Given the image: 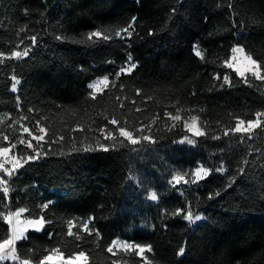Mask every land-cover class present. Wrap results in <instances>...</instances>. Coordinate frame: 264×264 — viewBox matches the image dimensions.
Segmentation results:
<instances>
[{"label":"trees","instance_id":"1","mask_svg":"<svg viewBox=\"0 0 264 264\" xmlns=\"http://www.w3.org/2000/svg\"><path fill=\"white\" fill-rule=\"evenodd\" d=\"M235 46L264 66V0H0V147L40 153L0 172V242L24 209L45 219L16 245L32 264L81 251L87 264H143L109 252L115 240L150 248L148 264H264V115L251 136L233 132L264 113V79L227 67ZM98 78L109 84L93 95ZM173 116L198 120L194 148ZM25 127L45 137L33 149ZM120 127L153 142L130 145ZM199 166L209 174L192 182Z\"/></svg>","mask_w":264,"mask_h":264},{"label":"snow or ice","instance_id":"2","mask_svg":"<svg viewBox=\"0 0 264 264\" xmlns=\"http://www.w3.org/2000/svg\"><path fill=\"white\" fill-rule=\"evenodd\" d=\"M132 27L131 24H129L128 28H125V29H122V31L124 32H127L130 28ZM101 32L99 31H95V32H92L90 34V36L88 37V39H91L92 37H101ZM116 35H120V32H117ZM61 37H57V39H60ZM105 39H107L108 37H104ZM35 39V38H33ZM239 51H243L242 49H239V48H234L233 49V52H239ZM27 53H25L26 55ZM196 55L197 56H200L201 53L199 51L196 52ZM13 56L14 57H20L21 56V53L20 52H14L13 53ZM247 64H248V70L251 72L252 76H254L257 80H261V79H264V76H262L261 74V68L264 67L260 64H258L254 59H252L251 57H247ZM228 67H232V64L231 63H228L227 65ZM135 65H132L131 68H128V69H121V71H131L132 68H134ZM237 73L239 75H243V72L240 71L239 68L236 69ZM225 82H227V78H225ZM17 84L19 83V81L16 82ZM101 83H103V81H101ZM90 87H94L93 85H90ZM13 91H16V85L14 84L13 85ZM262 115H264V113H260V112H257L256 113V116H257V119L256 120H249L247 122V124H245L244 121H239L235 128L233 129V131L235 133H249L251 132L253 129L255 128H259L260 127V124H261V121L259 119V117H261ZM171 119H174V120H180V116H173L171 117ZM196 117L193 116L192 117V124L190 126H187L188 128V131L191 132L194 136H202L204 135V133L200 132L199 129L197 128L196 126ZM109 123L113 126L119 124V121L117 119H111L109 121ZM37 127H39V132L40 133H45V128L42 127V126H39L37 125ZM119 131V136L120 137H123L130 145H137L141 142V139L144 140V141H148V142H153L152 141V138L147 136V135H144L140 138H137L133 135V133L129 130H126L124 127H120L118 129ZM140 131H143V129H140ZM24 132L25 133H28L31 138L33 140H35L37 142V146L40 144V142H42L45 137L43 135H35L33 134L29 128L25 127L24 128ZM225 136L228 135V132H225L224 133ZM5 139H7V137H5ZM105 139L106 140H115V137L112 135L111 132L107 133V135H105ZM212 139H219L218 136H213ZM21 143H24L23 140H21ZM189 143H191V141H189ZM28 148L31 149L33 148V145L31 143H28ZM13 147H15V145H13ZM94 149L91 148L90 146L89 147H84L83 148V151L85 153L87 152H90V151H93ZM99 150H102L104 152H108L109 151V148L103 144H101L99 146ZM9 151L10 149L8 147H0V157H4L5 158V161L7 162V160L9 159ZM40 157V153L37 151L35 156H32V155H29L27 157V160L25 161V163H27L28 161H31V160H35V159H38ZM12 160V163H13V166L14 168H17V167H21L22 165L20 164V161L15 159V158H11ZM0 167H3V165H0ZM204 171L203 169L200 170V172ZM200 172H197L196 175L199 176L200 175ZM0 183H3V181H0ZM5 192V195H7V192L8 190L5 189L4 190ZM150 199L152 200H155L156 199V196L155 194L151 195L150 196ZM44 207H47V205H45ZM24 209H21L20 212H23ZM20 212H17L16 215L19 216L20 215ZM184 219L188 220L190 223H195L196 221H199L201 220V216L199 215H195L193 216L191 213H189L188 215H185L183 217ZM9 220H11V217L9 216L8 217ZM25 223L27 225H31L33 226V228L35 229V231L39 232L41 229L44 228V225H45V219L44 218H41V219H30V220H27L25 221ZM85 228H87V225H85ZM25 231H27V229H25ZM69 235H72V232H71V229L69 230ZM27 237H25L24 235H22L21 233L19 232H16L14 233L11 238L9 239H5L3 240V242H0V259H8L9 257H11L12 259H17L16 255H15V248H14V245H15V242L16 240L18 239H26ZM115 241H113V245H115ZM123 247L125 249H129L131 250L132 248H136L138 250V254H144L145 252H148V251H151L150 248L148 247H144V246H140V245H130V244H125L123 245ZM109 252H113V249L110 247L108 249ZM185 253V249L184 248H180L179 249V252L177 253V255H180L182 256L183 254ZM115 255V253H113ZM45 259H51V257H46ZM87 262V257L85 256L84 252H79L78 256L75 258L74 261H70V264H86ZM21 264H29V261L28 259H24ZM41 264H44V262L42 261ZM114 264H117V262H114ZM145 264H148V261L145 260Z\"/></svg>","mask_w":264,"mask_h":264},{"label":"rangeland","instance_id":"3","mask_svg":"<svg viewBox=\"0 0 264 264\" xmlns=\"http://www.w3.org/2000/svg\"><path fill=\"white\" fill-rule=\"evenodd\" d=\"M234 48L242 49L241 47H238V46H235ZM233 49H232L231 59L228 62V63L232 64V67H228V66L227 67L231 68L236 73H237L236 69L239 68L240 71L243 72L242 76L237 73L240 77H245L248 75L252 76L251 72L248 70V64H247V59H246L248 56L243 51L233 52ZM197 51L200 52L198 47L195 48V54ZM25 56L26 55L24 53V54H21V56L18 58L25 57ZM198 57L201 58L202 53ZM10 58H17V57H14L12 55ZM228 63H227V65H228ZM129 72L130 71H123V72L121 71L120 73H129ZM252 77H254V76H252ZM101 81H103V83H101ZM108 84H109L108 78H98L90 84V85H93L94 87H90V85H89V90L91 91V93L93 95H97V94L102 93L107 88ZM15 85H16V91H13V87H12L13 93L17 92V83H15ZM168 120H169L168 123L170 124L171 127H176L177 125L180 124L182 126V128L186 131V136H184V138L180 139L177 143L179 145H184L186 147L194 148L196 146L195 140L200 136H194L191 132L188 131L187 126H190L192 124V117L187 118V119H181L180 118V120H174V119H171V117H170ZM195 123H196V126L199 129V131L203 133V130H202L197 119H196ZM245 124H247V123H245ZM257 129L258 128H255L249 133H238V134H241L244 136H251ZM105 135H107V133H105L104 136ZM118 136H119V131H118ZM142 136H144V134L142 132H138V136H136V137L140 138ZM121 138L124 139L123 137H121ZM110 141L113 143L115 142V140H110ZM141 141H144V140L141 139ZM189 141H191V143H189ZM28 143H31L33 145V148H34L35 144L37 142L35 140H33L32 138H30V140L27 142V145H28ZM33 148H31V149H33ZM8 156H9V159L7 160V162L5 161L4 157H0V165H3V167H0V172L6 176H12L23 166V164L25 163L27 158L24 160L17 158L16 156L12 155L10 151H9ZM11 158H15V159L19 160L20 164L22 166L14 168ZM201 169H203L204 171L200 172ZM197 172H200L199 176L196 175ZM208 174H209V172L206 169H204L202 166H199L192 173V175L190 176V179L192 182H198L200 180H203L206 176H208ZM185 181H186V178H179V177L174 178L173 179V186L178 187L179 185L184 184ZM150 196H149V200L151 202H156L157 199L152 200V199H150ZM20 210L16 211L15 213H11V214L5 216L4 220H5V223L8 225V228H9V236L7 239L11 238V236L16 232H19L26 237L27 233H29V232L41 233V231L43 230V229H41L39 232H37V231H35L33 226L27 225L25 223V221L30 220V219L25 218L22 215L24 213V211L20 212ZM17 212H20L19 216L16 215ZM9 216L11 217V220L8 219ZM193 216H195V215H193ZM201 220L196 221L195 223H190L188 220H186V222L188 224H196L197 222H200ZM25 229H27V231H25ZM22 240H24V239L16 240L15 245H14L15 255H16L17 259H12L11 257H9L8 259H0V262L10 263V264H21L22 260H20L17 256L16 245L19 242H21ZM115 242H116L115 245H113V243H112V245L110 246L113 249V252H111L112 254L113 253H115V255H118V254L131 255L132 254V255L138 257L139 259H141L143 261V264H145V260H147V255L150 251L145 252L144 254L141 255V254H138V250L135 247L132 248L131 250L125 249L123 247V245H125V244H130V245H134V244L126 242V241H121V240H115ZM77 256L78 255H76L73 259H64L61 255L57 254V255L49 256V257H51V259H46L44 261V264H70V261H74ZM29 264H32V263L29 262ZM86 264H87V262H86Z\"/></svg>","mask_w":264,"mask_h":264},{"label":"crops","instance_id":"4","mask_svg":"<svg viewBox=\"0 0 264 264\" xmlns=\"http://www.w3.org/2000/svg\"><path fill=\"white\" fill-rule=\"evenodd\" d=\"M24 214H25V211H24V213H23L22 215L24 216ZM45 260H46V259H45ZM45 260H43V262H44Z\"/></svg>","mask_w":264,"mask_h":264}]
</instances>
